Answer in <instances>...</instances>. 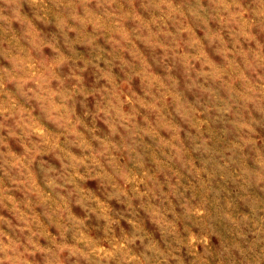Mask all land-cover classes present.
<instances>
[{
    "label": "rangeland",
    "instance_id": "obj_1",
    "mask_svg": "<svg viewBox=\"0 0 264 264\" xmlns=\"http://www.w3.org/2000/svg\"><path fill=\"white\" fill-rule=\"evenodd\" d=\"M0 264H264V0H0Z\"/></svg>",
    "mask_w": 264,
    "mask_h": 264
}]
</instances>
